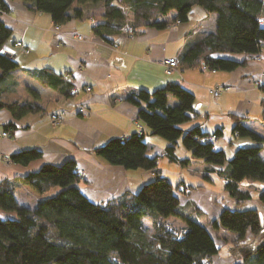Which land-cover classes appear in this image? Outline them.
Wrapping results in <instances>:
<instances>
[{"label":"trees","instance_id":"16d2710c","mask_svg":"<svg viewBox=\"0 0 264 264\" xmlns=\"http://www.w3.org/2000/svg\"><path fill=\"white\" fill-rule=\"evenodd\" d=\"M20 1L30 10L49 13L55 25L62 26L77 18L91 19L96 34L109 43H114L113 36L121 33L125 25L134 27L135 32L146 27L164 29L173 23L187 22L194 7L200 6L208 14H216V29L185 45L177 58L182 68L207 63L232 71L248 64L264 47L263 0ZM0 10L11 11L7 0H0ZM11 34L12 29L0 20V49ZM217 53H243L245 58L215 57ZM18 68L15 59L0 53V110L6 108L19 119L44 108L36 101L20 97L3 98L1 82ZM38 74L59 94L68 98L75 95L74 85L63 74L46 69ZM126 100L138 107V119L151 134L168 141L165 152L150 156L152 145L145 131L111 138L88 151L110 165L152 171L154 179L137 192L127 191L104 204L95 203L84 194L79 185L84 182L82 172L72 159L61 165L43 164L20 181H0V208L16 214L15 218L0 217V264H210L220 252L221 247L208 227L191 216L192 211H199L196 204L189 201L193 209L184 211L185 202L179 194L185 185L174 184L162 174L160 156L187 166L190 159H181L176 152L182 138V144L194 158L217 166L211 172L225 178L224 190L241 205L251 198L250 192L240 187L241 181L264 182L262 147L237 148L228 159L226 151L217 149L215 142L208 139L211 134L201 126L183 130L181 124L196 114L195 95L179 82L169 81L153 91L141 89L126 96ZM234 118V135L262 142L264 137L244 125L243 117ZM213 134L220 137L221 131ZM42 153L37 148L22 150L12 154L11 160L27 165ZM21 184L41 194L54 188L59 190L31 208L17 200L16 188ZM259 200L264 204V189ZM174 217L183 225H173ZM211 224L238 234L229 249L234 264H264V241L256 246L238 242L245 239L248 231L257 237L264 230L257 209L223 207Z\"/></svg>","mask_w":264,"mask_h":264},{"label":"crops","instance_id":"0c3cea01","mask_svg":"<svg viewBox=\"0 0 264 264\" xmlns=\"http://www.w3.org/2000/svg\"><path fill=\"white\" fill-rule=\"evenodd\" d=\"M7 2L11 11L0 10V20L12 29L8 42L23 39L31 52L19 55L16 59L19 68L2 80L3 98L12 100L20 97L36 101L44 109L19 119L6 108L0 110V181H20L43 164L61 165L72 159L84 173V182L79 185L91 201L104 204L127 191L137 192L154 179L152 171L110 165L88 149L104 145L111 138L129 137L138 132V107L126 100V96L141 89L153 91L169 81L181 83L195 95L196 114L190 121L181 124L183 130L195 126H201L210 134L220 130V138L215 142L217 149L233 154L237 148L260 145L264 158V139L257 142L233 133L234 117L239 116L243 117L244 125L264 137V47L248 64L232 71L215 66L216 71L205 72L201 67L182 68L179 65L172 73L166 72L165 59L178 58L188 42L215 31L216 14H208L202 7L195 6L187 22L173 23L164 29L146 27L129 37L119 33L113 36L114 43H109L96 34L91 19H72L56 31L49 13L30 10L20 0ZM79 35L83 39H78ZM214 56L235 60L245 58L243 53H217ZM45 69L63 74L74 85L75 95L68 98L49 88L38 74ZM215 87L222 88L218 97L209 91ZM65 104L70 105L64 107ZM80 106L86 111L81 112ZM54 113L61 118L57 124L51 117ZM7 130L11 133L9 137L2 135ZM145 132L152 145L150 156L164 153L168 141L151 134L147 126ZM33 148L43 152L40 158L27 165L11 160L12 154ZM186 157L190 163L195 161L192 154ZM161 161L159 159V167L166 176ZM214 168L207 166L206 173L202 174L212 184L215 182V175L211 172ZM166 177L172 181L170 176ZM184 177L187 179L182 168L179 182L186 187L193 186ZM221 178L224 189L226 181ZM198 183L202 184L197 186L210 189L204 182ZM240 187L251 194V198L241 205L229 194L230 203L225 200V204L210 214L196 204L200 212L208 215L206 224H202L208 227L221 249L224 246L230 249L231 242L227 238L219 239L222 240L219 242L217 232L220 236L238 235L221 226H212L211 221L218 218L223 207L257 209L264 223V204L259 200L264 182L244 179ZM58 190L54 188L41 194L31 186L21 184L16 190V197L21 204L33 208ZM186 202L182 204L186 208L184 211H191L193 205ZM0 217L15 218L16 214L0 208ZM252 236L248 231L245 239L250 240ZM210 264H234V261L220 250Z\"/></svg>","mask_w":264,"mask_h":264},{"label":"rangeland","instance_id":"374dc122","mask_svg":"<svg viewBox=\"0 0 264 264\" xmlns=\"http://www.w3.org/2000/svg\"><path fill=\"white\" fill-rule=\"evenodd\" d=\"M198 7H200V6H198ZM128 15H129V18H131L130 12H128ZM135 34H136V32L134 31L133 35H135ZM126 37H129V36H126ZM171 102H173V100H171ZM69 105L70 104H65L64 107H69ZM60 120H61V118H60ZM58 122H59V120L57 122H54V123L57 124ZM186 130H188V129L185 128V131ZM161 139H163V138H161ZM176 152H177V155L179 157L181 156L180 158H182V159L187 158L186 156L191 157V152L189 150H187L184 147V145L182 144V138L179 141ZM185 153H188V155H185ZM226 153H227L228 159H230L233 156V154L227 150H226ZM160 159H162L161 162H162V166L164 168V172H165L164 174L166 176H170V178H172V181L174 184H177L180 181V179H178V177L180 176V169L184 168L186 178L188 180H190L191 184L195 187V188H190V187L184 186L181 194H179L181 196V200L183 202L192 201L195 204L199 205L202 209L206 210V212H208V214H210L214 210L216 211L219 208V206L220 207L222 206V204H225V200L228 201V203H230V198L228 196V193L223 189V181L224 180H222V178L219 176V174L217 172H215V173L212 172L213 175H215V176H213L215 179V182L213 184H212V182H209L205 177L202 176V174L206 173V171H207L206 167L207 166L211 165V166L217 167L216 165H212V164L204 162L201 159L195 158V161L191 162L189 164V167H186V166H182L181 164H178L175 162H170L169 158L166 155L165 156L161 155ZM129 170H133V169H129ZM140 171H143V170H140ZM83 176H84V173L82 172L81 177L83 178ZM184 179H185V177H184ZM187 179H185V180H187ZM245 181H248V180H245ZM198 182H204L203 184H205V186L210 188L211 190L207 189V188H203L201 185L197 186L198 184H202V183H198ZM17 188H19V187H17ZM17 188H16V190H17ZM214 191H215V193H214ZM24 196H25V194H24ZM194 198L196 200H194ZM191 216H193L196 220H198L204 224H206V220L209 218V217H207L208 215L204 214L203 212L195 211V210L192 211ZM172 220H173L172 221L173 225H175L176 227H180L183 225V221H181L180 219H177L174 217V218H172ZM145 222L147 224H150L149 221H147V220ZM216 235H217L216 238L218 240L223 239V238H227V240H229V242H232V241L234 242V240H237V238H238V235L232 236V237L230 235L220 236L221 234L218 232ZM263 241H264V230L257 237L252 236V238H250V240L243 239V240L238 241V242L241 245L250 243V244H253L254 246H256ZM219 242H222V240H219ZM230 245L232 246V244H230ZM228 249H229V246H224L221 249V253L223 255H229L230 251H228Z\"/></svg>","mask_w":264,"mask_h":264},{"label":"built area","instance_id":"2783aa9c","mask_svg":"<svg viewBox=\"0 0 264 264\" xmlns=\"http://www.w3.org/2000/svg\"><path fill=\"white\" fill-rule=\"evenodd\" d=\"M61 27L62 26H60V25H55V29L57 31H60ZM134 31H135L134 28L128 24L122 28L121 34L123 36H132L134 34ZM78 39H83V36L79 35ZM30 52H31L30 47L23 41V39H17L11 43L6 42L3 44V46L0 49L1 54H3L4 56H6L8 58L15 59V60L18 58L19 55H21V54L26 55V54H29ZM163 63L166 65V72L167 73H172V71L174 69H177L179 66V61L176 57H171V58L165 59L163 61ZM201 68L205 72L216 71V67H212L207 63H202ZM209 91L212 95H214L215 97H218L222 91V88L215 87L213 89H210ZM80 111L85 112L86 109L84 107L80 106ZM51 117H52V120L54 122H57L58 120L60 121V117L57 113L52 114ZM137 126H138V133L139 134L144 133L146 125L141 120H138ZM2 135L5 137H9L11 135V133L9 130H7V131L2 132ZM208 139L210 141L216 142L219 139V137L216 134H211ZM5 160L9 161V159H5Z\"/></svg>","mask_w":264,"mask_h":264}]
</instances>
